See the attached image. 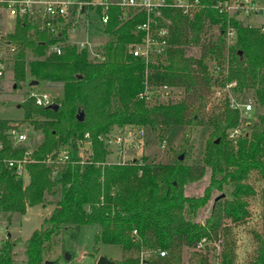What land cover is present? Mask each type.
<instances>
[{
  "label": "trees",
  "instance_id": "1",
  "mask_svg": "<svg viewBox=\"0 0 264 264\" xmlns=\"http://www.w3.org/2000/svg\"><path fill=\"white\" fill-rule=\"evenodd\" d=\"M198 1L200 9L188 16L162 9L160 17L153 18L159 27L167 28L168 47L163 57L147 63L132 56L142 37L136 27L145 14L130 11L119 22L120 10L115 6L106 8L108 20L98 27L105 37L97 51L99 59L66 41L69 24L53 36L27 23L18 24L8 35L16 53L12 82L1 95L20 91L26 77L30 82L60 84L62 90L61 97L52 101L56 109L37 107L27 97L17 104L22 121L41 136L36 146L12 148L0 133V216L9 221L27 208L53 206L24 242L22 264H44L55 238L71 226H95L93 245L117 246L122 257L116 264H182L184 254L189 256L188 264H208L197 244L202 239L205 246L220 242L224 224L248 218L247 198L255 192L247 179L256 173L264 180V23L244 25L235 14L212 9L228 0ZM84 10L99 15L101 7ZM227 29L234 32L231 46L225 45ZM53 44L59 47L58 55L49 51ZM27 54L31 60H26ZM145 81L152 87L181 90L182 98L147 106L137 100ZM230 83L234 85L223 92L220 108L205 116L206 96ZM244 93L253 101L254 121L244 124L242 135L232 141L227 133L239 125L240 114L230 108L229 100L236 101ZM127 125L146 133L172 126H206L211 131L200 166L146 158L106 163L108 151L98 137ZM9 127L0 121L1 130ZM84 134L90 149L79 157ZM27 149L33 162L25 167V181L15 178L1 159L21 157ZM61 152L68 155L67 162L58 161ZM206 170L209 179L202 194L185 196L184 186L200 180ZM214 191L218 195L212 198ZM57 193L58 200L52 201ZM260 199L261 230L254 235L256 248L246 264H264V189ZM209 203L206 219L196 222L197 213ZM8 236L0 250V264L14 262ZM160 251L165 253L163 258L158 257ZM218 264H235L232 249L221 248Z\"/></svg>",
  "mask_w": 264,
  "mask_h": 264
},
{
  "label": "rangeland",
  "instance_id": "2",
  "mask_svg": "<svg viewBox=\"0 0 264 264\" xmlns=\"http://www.w3.org/2000/svg\"><path fill=\"white\" fill-rule=\"evenodd\" d=\"M231 3L241 2L242 0H229ZM258 6L264 5V0H252ZM256 16L237 14L236 18L244 25L259 26L260 20L255 19ZM98 18L94 12H88L86 16H81V20L77 27L69 30L66 34V41L71 44L86 43V51L88 54L98 51L99 47L104 43L105 37L98 30ZM26 60H31L30 54H27ZM7 83L12 82V74H7ZM30 80L26 77L25 82L20 91L5 93L2 95L0 103V120L11 126H15L25 133L27 137L28 147H34L41 141L38 132H32L29 125L22 121V110L17 108V104L22 97H27L29 93L36 95L45 94L50 101L58 99L62 95L61 85L57 83L38 82L35 86L29 87ZM174 100L182 98L181 90L173 88ZM203 114L209 116V112L216 111L220 108L223 94L216 98L214 91L206 96ZM239 105L249 103L251 109L248 115L243 118L245 125L254 121V113L252 111L253 101L250 94L244 93L236 100ZM211 128L202 127H179L172 126L164 129L162 132L149 133L145 132L143 138L138 142V149L131 145H121L113 147L107 158L106 163H119L121 161H130L134 159L146 158L154 163L169 164L177 160L181 156V160L185 165H201V156L205 142L209 139ZM83 153V152H81ZM80 154V153H79ZM209 172L206 170L203 177L184 186L183 194L187 197H197L202 194L204 187L207 185ZM247 183L254 189V195L247 198L248 218L242 223L230 224L226 223L225 229L219 232L220 242L213 240L205 247L197 250L207 258L208 264H218L221 248L226 246L232 249L234 253L235 264H246L250 256L254 253L256 242L254 235L260 233L261 230V191L264 189V180L258 174L252 173L247 179ZM224 194L228 196V192L224 190ZM217 192H212V198L217 196ZM57 193L51 200H58ZM211 203V201H210ZM197 213L195 221L203 223L208 216L209 206ZM52 205L45 207H30L21 216L13 215L9 221L6 216H0V240L4 241L7 235L13 242L14 262L13 264H22L24 260L23 247L24 242L30 234L38 229L41 221L46 217ZM95 226H71L63 229L55 238V245L51 251L45 256L47 262L52 264H96L98 258L116 264L121 260L122 253L115 245L98 244L93 245V236L96 233ZM68 257V260H66ZM140 257V256H139ZM188 254L182 257V264H188Z\"/></svg>",
  "mask_w": 264,
  "mask_h": 264
},
{
  "label": "built area",
  "instance_id": "3",
  "mask_svg": "<svg viewBox=\"0 0 264 264\" xmlns=\"http://www.w3.org/2000/svg\"><path fill=\"white\" fill-rule=\"evenodd\" d=\"M85 6L101 7L98 18L99 27L106 24L108 16L106 8L115 6L120 10L118 21L123 22L127 19L128 12H142L146 19L139 24L136 29L142 34L140 41L132 50V56L143 59L145 63L161 58L165 55L168 47L167 38L168 30L166 27H159L154 17H160L162 9H171L180 12L182 15L188 16L192 12L200 9L201 5L198 0H0V103L2 102V90L6 87L7 74L11 73L13 64V56L16 53V47L9 39L8 35L14 32L16 25L27 23L32 26L37 32L45 33L49 36L58 35L62 30L63 25L69 24V30L77 27L81 20V16H86L87 11ZM212 9L218 13L242 14L264 16V5L258 6L252 0H242L241 2L231 3L229 0L218 3L212 6ZM68 30V31H69ZM264 31V29L262 30ZM225 45L231 46L234 42V32L232 29L225 31ZM78 50H86V43L74 44ZM50 52L59 54L60 50L57 44L49 47ZM89 57L99 59L98 52L88 54ZM146 80V78H145ZM234 83L226 85L223 89H216L214 96L219 98L223 92H226ZM173 89L167 85L152 87L144 83V88L137 95V100L142 101L147 106L167 104L173 100ZM27 98L33 100V104L37 107H48L52 104L48 96L45 94L36 95L29 93ZM229 106L232 109H237L240 114L239 125L231 129L227 133L229 140L235 141L242 135V127L244 125L243 118L248 115L251 109L249 103L239 105L233 98L230 97ZM2 121V120H0ZM0 133L8 140L12 148H17L27 144L25 133L20 131L15 126H11L6 130H1ZM145 135L143 129L136 128L131 125L124 126L120 130H113L108 136L98 137V141L102 142L108 151L113 147L121 145H131L138 149V142ZM2 143L0 141V150ZM90 142L88 135H83V140L80 143L78 156L81 157L84 150L89 151ZM30 150L23 152L21 157L4 158L1 162L10 170L12 175L17 179L27 180L26 165L32 163L30 159ZM58 161L64 163L68 161V155L61 152L58 155ZM131 161V160H130ZM50 163V161H47ZM128 161L108 164H124ZM134 233V232H133ZM3 241L0 240V250ZM205 245V240L202 239L196 246V250H200ZM165 253L158 252V257L163 258Z\"/></svg>",
  "mask_w": 264,
  "mask_h": 264
},
{
  "label": "water",
  "instance_id": "4",
  "mask_svg": "<svg viewBox=\"0 0 264 264\" xmlns=\"http://www.w3.org/2000/svg\"><path fill=\"white\" fill-rule=\"evenodd\" d=\"M36 84H37V82H35V81H31V82H29L28 86H29V87H33V86H35ZM48 108H49V109H56V105L52 103V104H50V105L48 106ZM77 120H78V121H81V120H82V114H79V115L77 116ZM177 160L180 161V160H181V156H179V157L177 158ZM8 237H9V236H8ZM66 260H68V257H66ZM44 264H52V263L46 261ZM96 264H112V263L109 262V261H107V260H105L104 258H98Z\"/></svg>",
  "mask_w": 264,
  "mask_h": 264
},
{
  "label": "crops",
  "instance_id": "5",
  "mask_svg": "<svg viewBox=\"0 0 264 264\" xmlns=\"http://www.w3.org/2000/svg\"><path fill=\"white\" fill-rule=\"evenodd\" d=\"M255 19H257V20H260V21H261L259 25H261V24H263V23H264V16H256V17H255Z\"/></svg>",
  "mask_w": 264,
  "mask_h": 264
}]
</instances>
